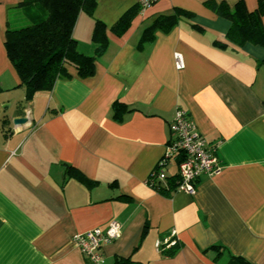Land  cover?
<instances>
[{
    "label": "crops",
    "instance_id": "crops-1",
    "mask_svg": "<svg viewBox=\"0 0 264 264\" xmlns=\"http://www.w3.org/2000/svg\"><path fill=\"white\" fill-rule=\"evenodd\" d=\"M19 1L0 0V264H94L75 235L111 220L121 234L102 246V264L118 256L264 264V47L229 40L231 22L209 0H158L140 8L121 35L112 28L137 0H98L74 28L79 51L93 55L95 24L105 25L108 42L94 74L80 77L71 67L70 77L27 100L5 47ZM215 1L232 8L240 0ZM243 1L250 11L258 7ZM177 8L192 16L141 44L154 20ZM178 107L216 146L222 166L197 180L195 194H164L150 181ZM18 116L28 120L14 124ZM172 161L167 179L178 175ZM169 238L182 246L164 255L159 242Z\"/></svg>",
    "mask_w": 264,
    "mask_h": 264
},
{
    "label": "trees",
    "instance_id": "trees-1",
    "mask_svg": "<svg viewBox=\"0 0 264 264\" xmlns=\"http://www.w3.org/2000/svg\"><path fill=\"white\" fill-rule=\"evenodd\" d=\"M98 0H20L18 7L23 9L30 23L21 27H13L8 21L6 29L5 47L7 55L21 79V85L26 88V99L31 100L34 94L41 90H50L60 78L72 75L69 68L77 70L80 77L91 76L95 72V62L107 46L105 25L97 21L93 31V39L99 45L93 55L85 54L77 48L74 28L82 12L91 14ZM258 7L250 11L243 0L234 7L225 2L209 0L206 5L219 16L231 22L227 37L232 42L243 45L253 43L264 47V0H258ZM126 12L113 26L112 30L121 35L129 27L132 18L139 12ZM192 16V13L177 8L172 14L157 17L142 37L141 44L151 42L157 30L169 31L179 21L180 16ZM220 47L224 44L216 42ZM4 91L0 85V92ZM70 168H72L70 166ZM75 176L91 186L95 184L79 172ZM176 178L170 177L165 182H158L150 178L151 183L161 193L170 194L176 191ZM182 244L176 240L174 244H161L164 255H172L181 248ZM242 264H252L239 259ZM115 264H146L132 257L118 256ZM219 264V263H216Z\"/></svg>",
    "mask_w": 264,
    "mask_h": 264
},
{
    "label": "built area",
    "instance_id": "built-area-1",
    "mask_svg": "<svg viewBox=\"0 0 264 264\" xmlns=\"http://www.w3.org/2000/svg\"><path fill=\"white\" fill-rule=\"evenodd\" d=\"M158 0H137L141 9L147 8ZM175 65L178 69L184 68L181 53H175ZM171 137L165 151L151 173V178L158 182H165L168 178L166 168L171 160H177L178 185L176 191L195 194L197 180L204 174H217L222 166L216 156V146L209 144L198 132L197 127L188 112L178 107L170 122ZM121 234V224L111 220L107 227L90 229L75 235V242L80 250L88 256L94 264H102L104 257L101 248ZM174 237V232H172ZM175 238L166 239L170 244L175 243ZM165 243V242H164ZM162 242H159V248Z\"/></svg>",
    "mask_w": 264,
    "mask_h": 264
},
{
    "label": "rangeland",
    "instance_id": "rangeland-1",
    "mask_svg": "<svg viewBox=\"0 0 264 264\" xmlns=\"http://www.w3.org/2000/svg\"><path fill=\"white\" fill-rule=\"evenodd\" d=\"M9 21L13 24V27H21L30 23L24 10L20 8L10 15ZM170 163L174 164V161L171 160Z\"/></svg>",
    "mask_w": 264,
    "mask_h": 264
},
{
    "label": "water",
    "instance_id": "water-1",
    "mask_svg": "<svg viewBox=\"0 0 264 264\" xmlns=\"http://www.w3.org/2000/svg\"><path fill=\"white\" fill-rule=\"evenodd\" d=\"M27 120L28 119L25 116H18V117L13 118V123L14 124L23 123V122H26Z\"/></svg>",
    "mask_w": 264,
    "mask_h": 264
}]
</instances>
